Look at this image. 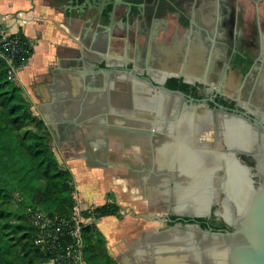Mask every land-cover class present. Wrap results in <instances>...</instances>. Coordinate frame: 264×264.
Returning <instances> with one entry per match:
<instances>
[{
    "label": "flooded vegetation",
    "instance_id": "flooded-vegetation-1",
    "mask_svg": "<svg viewBox=\"0 0 264 264\" xmlns=\"http://www.w3.org/2000/svg\"><path fill=\"white\" fill-rule=\"evenodd\" d=\"M71 2L89 49L38 83L37 112L71 168L159 200L120 264H228L264 191V0Z\"/></svg>",
    "mask_w": 264,
    "mask_h": 264
},
{
    "label": "trees",
    "instance_id": "trees-1",
    "mask_svg": "<svg viewBox=\"0 0 264 264\" xmlns=\"http://www.w3.org/2000/svg\"><path fill=\"white\" fill-rule=\"evenodd\" d=\"M52 139L22 88L8 79L6 62L0 58V264L48 260L51 253L36 243L39 226L32 213L70 216L73 212V175L60 168ZM123 213L120 205L110 201L85 211L97 219L119 218ZM83 240L86 264H119L93 225L83 228Z\"/></svg>",
    "mask_w": 264,
    "mask_h": 264
},
{
    "label": "crops",
    "instance_id": "crops-1",
    "mask_svg": "<svg viewBox=\"0 0 264 264\" xmlns=\"http://www.w3.org/2000/svg\"><path fill=\"white\" fill-rule=\"evenodd\" d=\"M84 23L77 22L71 0H0V25L23 33L34 45L28 64L19 71L20 86L49 80L65 55L69 58L78 49L86 54L89 46L80 39ZM87 173L91 176L92 169Z\"/></svg>",
    "mask_w": 264,
    "mask_h": 264
},
{
    "label": "rangeland",
    "instance_id": "rangeland-1",
    "mask_svg": "<svg viewBox=\"0 0 264 264\" xmlns=\"http://www.w3.org/2000/svg\"><path fill=\"white\" fill-rule=\"evenodd\" d=\"M13 82L20 86L18 79L13 80ZM39 82H34L31 87L20 86L31 105L34 115L37 117H39L37 112L38 98L35 96L34 90L38 89ZM51 145L60 168L68 169L73 175L71 181L74 196L73 212H85L108 201L115 202L121 206L124 212L122 217L96 218L90 224L104 236L106 250L114 261L120 264L119 255L121 251L125 249L127 241L133 239L134 234L138 230L142 228L148 229L153 225H160L166 222L164 214L162 212L156 213L155 211V209H158L156 204H158L159 200L148 199V194L141 195L140 199H133L128 197L125 194L126 192L121 191V187L114 183L111 177L107 179L108 177H104L96 169H92L93 173H90L91 176H89L87 172L90 169L83 168L87 172L81 171L73 163L71 168L69 164L63 162L59 157L53 140H51ZM125 188L130 191L136 190L134 187L132 189V186L130 188L126 186Z\"/></svg>",
    "mask_w": 264,
    "mask_h": 264
},
{
    "label": "built area",
    "instance_id": "built-area-1",
    "mask_svg": "<svg viewBox=\"0 0 264 264\" xmlns=\"http://www.w3.org/2000/svg\"><path fill=\"white\" fill-rule=\"evenodd\" d=\"M33 48V42L23 33L0 25V58L6 62L8 79H17L19 71L28 64ZM32 218L39 226L36 243L52 255L40 264H86L83 228L94 222L96 214L74 211L70 216H50L35 211Z\"/></svg>",
    "mask_w": 264,
    "mask_h": 264
},
{
    "label": "water",
    "instance_id": "water-1",
    "mask_svg": "<svg viewBox=\"0 0 264 264\" xmlns=\"http://www.w3.org/2000/svg\"><path fill=\"white\" fill-rule=\"evenodd\" d=\"M246 199L247 195L243 204ZM253 200L241 222L243 227L234 233L243 234L245 243L237 251L228 250V264H264V191Z\"/></svg>",
    "mask_w": 264,
    "mask_h": 264
},
{
    "label": "bare ground",
    "instance_id": "bare-ground-1",
    "mask_svg": "<svg viewBox=\"0 0 264 264\" xmlns=\"http://www.w3.org/2000/svg\"><path fill=\"white\" fill-rule=\"evenodd\" d=\"M230 184H231V188H233V189H236L237 191H239V190H241L242 189V184H241V182H240V180L237 178H231V182H230ZM202 191L200 190V191H198L197 193V195H198V199H200V201H202V202H205V201H207V199H208V197H207V195L205 194V195H203L202 193H201ZM205 192V191H204ZM201 194V195H200ZM238 196H237V198H238V200L240 201V202H244V200H245V197H246V195L247 194H242V195H240V194H237Z\"/></svg>",
    "mask_w": 264,
    "mask_h": 264
}]
</instances>
